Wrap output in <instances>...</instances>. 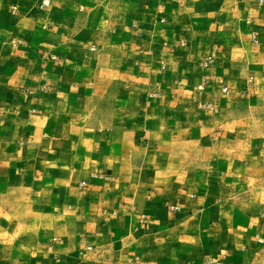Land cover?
Listing matches in <instances>:
<instances>
[{
    "label": "crops",
    "instance_id": "0c3cea01",
    "mask_svg": "<svg viewBox=\"0 0 264 264\" xmlns=\"http://www.w3.org/2000/svg\"><path fill=\"white\" fill-rule=\"evenodd\" d=\"M263 222L264 0H0V264H247Z\"/></svg>",
    "mask_w": 264,
    "mask_h": 264
},
{
    "label": "rangeland",
    "instance_id": "374dc122",
    "mask_svg": "<svg viewBox=\"0 0 264 264\" xmlns=\"http://www.w3.org/2000/svg\"><path fill=\"white\" fill-rule=\"evenodd\" d=\"M263 237L258 250L252 255L247 264H264V222L262 226ZM155 264H162L161 260Z\"/></svg>",
    "mask_w": 264,
    "mask_h": 264
},
{
    "label": "built area",
    "instance_id": "2783aa9c",
    "mask_svg": "<svg viewBox=\"0 0 264 264\" xmlns=\"http://www.w3.org/2000/svg\"><path fill=\"white\" fill-rule=\"evenodd\" d=\"M259 3H262V1L263 0H257ZM252 82V78H250L249 79V83H251ZM203 88V86H202V84H199L198 85V89H202ZM197 104L199 105V106H204V107H206V108H208V109H214V106L211 104V103H206V102H202V101H197ZM91 249V247L90 246H87L86 247V250H90Z\"/></svg>",
    "mask_w": 264,
    "mask_h": 264
}]
</instances>
